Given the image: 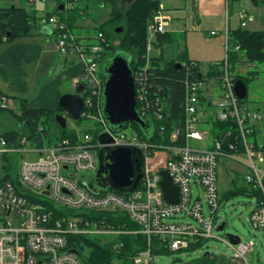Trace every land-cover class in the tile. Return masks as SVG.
<instances>
[{
	"label": "built area",
	"instance_id": "obj_1",
	"mask_svg": "<svg viewBox=\"0 0 264 264\" xmlns=\"http://www.w3.org/2000/svg\"><path fill=\"white\" fill-rule=\"evenodd\" d=\"M41 1L60 2L64 11L82 3V0ZM239 17L242 27L254 20L246 10H241ZM168 20L161 10L149 24V34L164 33ZM42 23L51 28L60 56L69 59L77 55L86 65L74 85L77 88L85 85L86 93L81 96L85 98L88 94L85 106L95 107L97 115L83 109L82 119L100 121L102 132L113 139L112 146L133 145L142 149L144 175L132 193L101 190L95 194L85 185L99 168L101 146L93 135L77 133L76 138H67L52 146H34L30 152L38 154L40 160L23 161L17 171L11 156L21 155L24 160L30 143L24 137L12 146L1 134L0 264H90L84 240L106 244L104 238L111 237L115 242L109 245L115 247L116 238L122 235H142L147 240L146 248L131 258V264H159L160 257L190 250L192 245H202L209 239L227 244L233 251L231 260L250 264L248 256L256 246L253 241L241 240L234 245L227 236H216L224 208L218 187L219 161L221 158L238 160L240 156L248 160L250 173L244 177L245 183L262 193V198L256 199L249 221L255 231L264 233V108L252 110L249 104L240 102L235 92L237 81L229 63V36L226 58L214 65L222 96L217 105L219 113L213 118L234 121L236 133L226 132L222 139H211L207 148H193V140L203 142L210 136L200 117L206 88L196 61L180 63L189 79L184 103L185 128L173 131L171 143L174 144L155 145L131 133H113L106 127L100 107L105 83L101 67L103 34L88 41L78 38L56 16L44 18ZM154 41L149 38L146 63L134 80L137 110L142 119L159 120L163 117V102L154 92L152 78L161 68L162 64L153 60L161 58L162 50L155 47ZM0 105L11 109L9 98L0 97ZM182 134L184 144H175ZM161 135L165 136L164 129ZM233 137L235 140H230ZM9 165L13 170L7 173L5 169ZM164 171L178 188L177 203L165 200L161 187ZM9 175L13 180L6 179ZM193 186H200L204 196L199 194L194 199ZM114 215L127 216L137 229L127 231L124 225L113 226Z\"/></svg>",
	"mask_w": 264,
	"mask_h": 264
},
{
	"label": "trees",
	"instance_id": "obj_2",
	"mask_svg": "<svg viewBox=\"0 0 264 264\" xmlns=\"http://www.w3.org/2000/svg\"><path fill=\"white\" fill-rule=\"evenodd\" d=\"M240 1L241 0H228L230 7ZM251 1L255 5H258L259 2H263L264 4V0ZM85 2L87 3L88 0L82 1V3ZM108 2L112 6L110 18L106 23H102L98 27V34H103L105 39L103 43L101 67H103L108 59L112 58L117 53H123L129 56L130 66L135 77L138 70L146 63L149 41L148 26L154 20V17L162 10L161 0H134L130 3L129 8L125 12H121L112 0H108ZM58 3L60 4V2ZM59 7L54 13H48L46 17H58L60 21L65 23L67 28L74 33L77 24L84 18V15L81 13L84 8L77 6L70 11H64ZM41 19L42 18L38 17L36 12H29L25 8H0V48L12 45L0 55V81L7 85L10 83L11 87L9 91L14 95L12 97L19 100L18 110L3 109L0 105V113L9 111L19 125V129L2 134L12 146H16L18 141L24 137L27 138L30 144L42 147L45 144L52 146L59 141L67 138H76L77 136L76 131L70 132L68 129L67 116H70V114L61 108L59 104L53 109H32L28 105V99L20 96L28 91L27 82L25 80L27 76L25 66L39 60L40 49L31 45H21L19 44V40L35 37L36 34L42 35L39 23ZM115 23L123 25V33H118L120 38H122L118 47L113 45L112 37L105 32L109 24ZM156 35L154 45L162 49V56L159 59H154L153 62L161 63L162 65L159 70L155 71L152 81L155 85L154 92L158 93L163 102V117L159 120L155 117L144 119L151 127L149 130L142 129L139 125L131 123L122 131L126 132V130L131 127L133 130L131 134L136 135L143 141L151 142L155 145H172L174 144L171 143L173 131L175 129L184 130L185 128L186 117L184 103L186 86L189 81L186 69L181 68L179 70L175 68V65L181 62H191L193 60L185 56L186 52L181 54L180 60L178 61L166 59L165 56H163V48L165 44L173 40V36L169 33H158ZM50 36L53 37V34ZM90 38L93 39V37ZM90 38L88 41L91 40ZM229 38V63L232 71L236 74V81L242 80L248 88L247 82L249 78H244L237 69L247 64L256 66L264 65V32H252L239 28L230 30ZM238 47L239 50H236ZM201 75V80L204 82L207 81V77L210 75L216 77V71L211 67V71L207 75ZM255 75V73H249V76L254 77ZM0 97H10V95L4 91L1 84ZM87 97L88 94L85 95L86 99ZM247 99L248 96L245 100H240V102L247 104ZM203 100H205L204 96ZM86 110H91V113L97 115V109L95 107L89 109L88 106H85L84 111ZM89 120H92V118H84L82 122ZM65 121L66 126H64ZM76 123L81 124L80 122ZM202 123L204 127L209 130L211 139L215 140L222 139L226 132L235 134L237 129V125L234 121L229 120L227 122H222L211 116L204 119ZM162 129L165 130V136L161 135ZM101 132L102 128L100 129L98 125L96 130H89L85 133L93 135L97 142ZM230 140L234 141L235 138L233 137ZM175 144H184L183 134L179 137L178 143ZM6 161L9 162L8 158H6ZM12 170L13 166L9 165L6 167L5 172L9 173ZM9 178L13 180L10 175L6 179ZM244 181L243 179V182ZM233 186L234 190L229 191L228 195L222 198V202L230 195L234 194H248L259 200L262 198V193L259 189L247 185L246 183L244 186H240L235 179L233 181ZM113 190L114 189H108L106 191ZM114 216V219H111L113 226L119 227V225H124L127 231L137 229L127 216ZM84 242L87 246V252L89 253L90 264H114L116 261L123 262V264H131V258L144 250L147 244L146 237L142 235H122L116 238V246L120 247L119 251H116V246L112 247L99 240L87 239L84 240ZM200 245L201 244L192 245L191 248ZM208 256L209 255L206 256V260L201 264H214L209 261Z\"/></svg>",
	"mask_w": 264,
	"mask_h": 264
},
{
	"label": "rangeland",
	"instance_id": "obj_3",
	"mask_svg": "<svg viewBox=\"0 0 264 264\" xmlns=\"http://www.w3.org/2000/svg\"><path fill=\"white\" fill-rule=\"evenodd\" d=\"M83 1V0H82ZM114 4L117 5L121 12H125L130 4H122L121 0H112ZM34 2V3H33ZM42 2V3H41ZM52 3L43 2L41 0H0V8H11L20 7L26 8L32 11L34 8L39 9V16L41 18H47L46 15L48 11H55ZM114 6V5H113ZM172 9V8H170ZM241 10H246L251 16L254 17L252 22H248L246 27L241 26V21L239 13ZM112 11V6L108 0H88V14L79 23L85 26H80L77 24L75 33L86 36L85 30L89 33L87 36L97 37L98 27L102 23H106L110 18ZM47 12V13H46ZM173 10H169L167 13H173ZM230 26L231 29H243L252 32L263 31L264 32V4L259 2L255 5L251 0H241L236 2L230 12ZM171 22H179L178 18L171 17ZM85 21V22H84ZM82 27L83 29H78ZM117 28H123L122 24L115 23L109 24L105 32L107 35L112 37V42L115 47L120 45L122 38L115 31ZM170 30V29H169ZM123 33V32H122ZM148 32V36H149ZM52 38V37H51ZM51 38L47 37L46 42L50 41ZM226 34L223 32H194L191 31L187 36H178L173 38V40L164 46L165 58L171 61L180 60L181 54L186 52L187 58L193 61H198L201 67L206 71L212 66L216 61H222L226 58ZM91 39V38H90ZM149 39V38H148ZM151 39V38H150ZM19 41H36L33 38H24ZM0 48V55L9 48ZM148 47V46H147ZM53 55V54H51ZM72 58H78L77 55L71 56ZM70 57V58H71ZM76 58V59H77ZM36 63V62H35ZM34 64V63H33ZM28 64L25 66L27 71L26 82L28 86V91L26 94L21 95L22 97L28 99L29 101H34L39 95L40 88L42 84L46 83L50 79V75H47V63L39 62L36 64ZM239 73L243 75L244 78H249L248 83V99L246 101L252 110H259L264 108V65L256 66L252 64H247L239 67L237 69ZM255 73L254 77L249 76V73ZM206 74V73H205ZM51 77L53 75L51 74ZM205 88L210 87L212 97H208L205 94L204 104L200 107V110L205 109V113L201 112V117L206 119L207 117H216L219 113L218 104L222 96V90L218 86L216 77L210 75L207 77V81H204ZM11 84L4 86V91L10 96L13 95L9 88ZM62 96L65 94H75L77 93V87L73 84V80L65 79L63 86L59 88ZM9 107L11 109L18 110L19 100L14 98H9ZM203 107V108H202ZM68 129L69 131H76L77 133H85L89 130H96L98 125L103 131V124L97 119H92L89 121H84L81 124H77L70 116H67ZM19 129V125L16 119L11 115L9 111H4L0 113V135ZM132 128L129 127L126 133H132ZM212 142L211 137L205 138L203 142L192 141L191 146L193 148H207ZM34 144L27 146L28 152L24 155V160L21 155L11 156L12 163L15 169L18 171L20 164L25 161L29 163H35L40 160V156L30 150L34 147ZM248 160L244 156H240L238 160L221 158L219 161L218 168V187L219 194L221 198L226 197L229 191L234 190L233 181L236 179L240 186L245 185L243 182L244 177L250 173L247 167ZM95 173L90 177H94ZM194 194L193 198L196 199L199 194L204 196L203 191L200 186H193ZM256 199L249 196L248 194H234L230 195L224 201V208L221 212V216L218 220V225L225 223V230L222 232H216V236L226 237V234L237 235L241 238L242 242L248 243L253 241L256 246L254 252L248 256V261L250 264H264V233L260 231H255L249 221L251 213L255 207ZM106 244L115 242L114 238L108 237L104 238ZM88 253V252H87ZM209 253V261L214 264H243L239 261H233L232 258L233 251L231 248L221 240L209 239L200 246L191 248L190 250L167 254L160 257L157 262L159 264H174V261L179 260L180 263L176 264H201L206 260L205 254ZM89 254V253H88ZM114 264H123V262L116 261Z\"/></svg>",
	"mask_w": 264,
	"mask_h": 264
},
{
	"label": "water",
	"instance_id": "obj_4",
	"mask_svg": "<svg viewBox=\"0 0 264 264\" xmlns=\"http://www.w3.org/2000/svg\"><path fill=\"white\" fill-rule=\"evenodd\" d=\"M134 0H121L122 4H130ZM122 33V28L116 29ZM52 34V32H49ZM175 68L181 69V64ZM102 73L105 77L104 91L101 101V114L106 127L113 133L124 130L129 124H137L142 129H151L150 125L142 119L137 110V97L133 70L130 66L129 56L117 53L108 59L103 67ZM235 92L241 100L248 96V88L242 80L235 84ZM86 93L85 85H80L75 94H65L59 99V106L63 108L76 122H82V112L85 106V98L80 96ZM66 126V121L64 122ZM113 139L107 132H101L98 136L99 168L95 176L85 185L92 193H99L101 190L114 189L124 194L135 191L141 181L144 170V151L133 145L112 146ZM161 187L165 200L169 203H177L179 199L178 188L174 186L168 172H162ZM225 223H222L217 232L225 230ZM229 240L237 245L241 238L237 235L226 234ZM120 250L119 246L115 247ZM209 253L205 254V257ZM176 260L174 264L180 263Z\"/></svg>",
	"mask_w": 264,
	"mask_h": 264
},
{
	"label": "crops",
	"instance_id": "obj_5",
	"mask_svg": "<svg viewBox=\"0 0 264 264\" xmlns=\"http://www.w3.org/2000/svg\"><path fill=\"white\" fill-rule=\"evenodd\" d=\"M49 3L53 4L52 6H54L55 8H51V9H54L55 11L60 6V4L57 1H50L48 2V4ZM79 6L85 9V10L82 9L83 11L81 12L85 18L88 12V2L81 3ZM59 8H61V6ZM231 8L232 7H230L229 2L227 0H161L162 12L169 19L164 33H169L173 36V38H175L178 36H187V34L191 31L204 32V33L212 32L215 34L216 32H223L224 34H226L227 37L229 36V31L234 30L231 29L230 16L228 15V12H230ZM169 10H173L174 12L169 14L167 13ZM28 11L36 12L38 17L41 18L38 12L39 9L34 8L32 11L30 10ZM55 11H48V13H54ZM170 16L178 18L179 22L176 23L171 22ZM43 19L44 18H42L39 21L42 35L36 34L35 37H31L36 41L19 42V44L21 45L24 46L31 45L40 49V57L39 60L36 61V63H39L41 61L47 63L46 66L47 75L48 74L50 75V79H48L46 83L42 84L43 86H41L39 95L35 98V100L33 102L28 100V105L32 109H53L59 103V99L62 96V93H60L59 88L63 86L64 80L71 79L73 80V84H74V80L80 75H82L86 70V65L85 63L82 62L81 59L79 62L77 57H76L77 59L76 58L65 59L59 55L56 41L52 36H50L51 34H49V32H52V30L49 26L44 25V23H42ZM79 24L80 26H85L84 24L81 23ZM78 29H83V28L78 26ZM76 30L77 29H75V31ZM87 30L88 29L85 30V33L88 35L89 33L87 32ZM75 34L81 39H85V40H88L91 37L87 35L84 36L83 34L80 35L79 33H75ZM156 36L157 35H149V38H154L155 40ZM47 37L49 38L52 37V38L50 41L46 42ZM163 56H165L164 48H163ZM185 56H187V54H185ZM196 62L199 64L200 67L199 69L201 74L206 73L205 75H207L211 71V67L215 69L214 68L215 63L220 61H216L215 63H213L212 66L209 67V69L206 71L201 67L198 61ZM51 74L53 75V77H51ZM0 84L2 86L3 85L7 86V84H5L2 81H0ZM205 93L208 97L212 96L210 87L206 88ZM12 96L10 97L14 98ZM201 112L205 113V109H203V111ZM201 115L202 114H200V117ZM201 119L202 121L204 120L203 117H201Z\"/></svg>",
	"mask_w": 264,
	"mask_h": 264
},
{
	"label": "bare ground",
	"instance_id": "obj_6",
	"mask_svg": "<svg viewBox=\"0 0 264 264\" xmlns=\"http://www.w3.org/2000/svg\"><path fill=\"white\" fill-rule=\"evenodd\" d=\"M42 3V2H41ZM88 14V13H87Z\"/></svg>",
	"mask_w": 264,
	"mask_h": 264
},
{
	"label": "flooded vegetation",
	"instance_id": "obj_7",
	"mask_svg": "<svg viewBox=\"0 0 264 264\" xmlns=\"http://www.w3.org/2000/svg\"><path fill=\"white\" fill-rule=\"evenodd\" d=\"M81 96V95H80Z\"/></svg>",
	"mask_w": 264,
	"mask_h": 264
}]
</instances>
